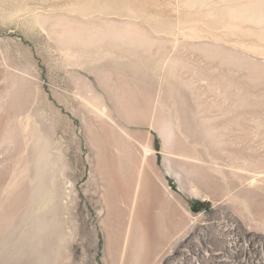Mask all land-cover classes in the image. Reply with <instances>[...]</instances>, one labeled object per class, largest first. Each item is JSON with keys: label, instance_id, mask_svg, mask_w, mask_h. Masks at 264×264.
Here are the masks:
<instances>
[{"label": "rangeland", "instance_id": "rangeland-1", "mask_svg": "<svg viewBox=\"0 0 264 264\" xmlns=\"http://www.w3.org/2000/svg\"><path fill=\"white\" fill-rule=\"evenodd\" d=\"M0 264H264V0H0Z\"/></svg>", "mask_w": 264, "mask_h": 264}, {"label": "bare ground", "instance_id": "bare-ground-1", "mask_svg": "<svg viewBox=\"0 0 264 264\" xmlns=\"http://www.w3.org/2000/svg\"><path fill=\"white\" fill-rule=\"evenodd\" d=\"M143 149H144V153H146L147 152V149L146 148H143ZM135 191H136V189H135ZM135 207H136V205H133L131 207V210H130L131 211L130 218H129L128 222H127V226H126V230H125V235L123 236V239H122V241H123L122 244H121V250H122L121 251V256H122V258L126 255L127 251L129 250V246L131 244L132 237L135 235V222L133 220V215H134L133 209H135ZM119 223H120V219L116 220L115 224L117 226V234L115 235L116 236L115 237L116 240L114 239V241H116V242L119 241L120 238H121V236H120L121 233L119 232V226H120ZM118 244H119V242L117 243V245ZM121 262H122V260H121Z\"/></svg>", "mask_w": 264, "mask_h": 264}]
</instances>
